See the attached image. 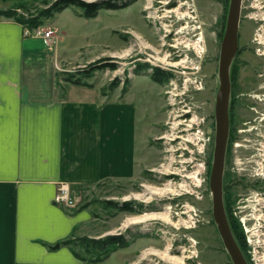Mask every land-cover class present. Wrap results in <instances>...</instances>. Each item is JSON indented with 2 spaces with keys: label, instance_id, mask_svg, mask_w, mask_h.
Here are the masks:
<instances>
[{
  "label": "rangeland",
  "instance_id": "obj_1",
  "mask_svg": "<svg viewBox=\"0 0 264 264\" xmlns=\"http://www.w3.org/2000/svg\"><path fill=\"white\" fill-rule=\"evenodd\" d=\"M16 1L0 3L11 5ZM52 1H21L23 5L16 11L28 17ZM229 2L132 0L125 7L101 8L89 19L81 15L79 7L69 6L62 10L55 25V14L38 25L52 29L55 35L58 31L62 35L59 46L70 61L77 60L58 70L57 80L73 76L87 84L103 83L105 89L111 90L110 82L117 79L114 88L119 86L122 91L126 81L140 78L134 94L150 108L152 122L160 121L150 143L156 155L151 170L143 171L134 180L108 179L94 186L71 187L75 200L71 210L89 213L87 225L71 238V247L86 263L122 264L129 258L128 264H174L152 253L157 250L183 256L185 264H233L213 219L209 188L215 144L214 107L220 85V43ZM249 12L252 17L246 15ZM262 16L264 0L241 1L238 50L229 69L228 117L232 115L236 125L243 118L245 97L256 99L253 95L264 93V53L257 52V48L264 51V43L255 40L256 29L264 24ZM104 57L110 58L105 62L112 63L113 69H96L88 77L77 74L90 62ZM154 68L172 77L161 84L154 83L150 76ZM160 88L164 101L161 111ZM226 174L224 164L223 201L229 225L232 223L243 235L244 243H239L248 263L264 264V191L257 194L258 189H254L244 196L240 186L234 187L229 209ZM166 184L172 192L159 195L147 191L149 187L163 189ZM246 197L248 200L241 201ZM125 201L142 203L144 208L137 210L134 203L133 211L123 210L120 205ZM160 212H169L172 223L156 218L129 221ZM108 235L123 236L126 245L96 248L78 239Z\"/></svg>",
  "mask_w": 264,
  "mask_h": 264
},
{
  "label": "crops",
  "instance_id": "obj_2",
  "mask_svg": "<svg viewBox=\"0 0 264 264\" xmlns=\"http://www.w3.org/2000/svg\"><path fill=\"white\" fill-rule=\"evenodd\" d=\"M21 1L28 0L11 5ZM11 5L0 3V10ZM61 38L57 31L46 46L0 17V264H88L61 242L87 225L89 213L56 204L57 185L134 180L156 156L150 143L160 121L152 122L134 94L140 78L125 92L57 80L58 70L77 61L59 46Z\"/></svg>",
  "mask_w": 264,
  "mask_h": 264
},
{
  "label": "water",
  "instance_id": "obj_3",
  "mask_svg": "<svg viewBox=\"0 0 264 264\" xmlns=\"http://www.w3.org/2000/svg\"><path fill=\"white\" fill-rule=\"evenodd\" d=\"M95 1V0H90ZM241 1L230 0L226 25L220 43L219 54V90L215 101V144L213 161L209 176V188L212 193V213L218 233L233 264H249L239 247L226 217L223 201V174L225 152L228 137V103L230 94V65L238 50ZM56 244L55 247H58Z\"/></svg>",
  "mask_w": 264,
  "mask_h": 264
},
{
  "label": "flooded vegetation",
  "instance_id": "obj_4",
  "mask_svg": "<svg viewBox=\"0 0 264 264\" xmlns=\"http://www.w3.org/2000/svg\"><path fill=\"white\" fill-rule=\"evenodd\" d=\"M253 97L256 99L245 97L240 125L235 124L232 115L228 117L225 165L229 209L233 203L234 187L240 186L244 196L250 190L258 189L257 194L264 191V93ZM240 199L248 200L247 197ZM131 206L134 207L133 202Z\"/></svg>",
  "mask_w": 264,
  "mask_h": 264
},
{
  "label": "trees",
  "instance_id": "obj_5",
  "mask_svg": "<svg viewBox=\"0 0 264 264\" xmlns=\"http://www.w3.org/2000/svg\"><path fill=\"white\" fill-rule=\"evenodd\" d=\"M131 1L132 0L121 3L120 0H95V1L53 0L50 4H48L45 8L40 10L37 14L30 15L28 17H25L23 14H20L16 11V7L23 5V2H17L15 6H13V8L0 10V17L3 16V17H8V18H13L16 22L21 23L23 26L36 27L38 25L43 24L44 18H49L53 16L55 13L60 12L69 6L79 7L82 11L81 15L89 19V18L95 17L99 9L101 8H107V9L121 8V7H125L129 5ZM109 59H110L109 57H104V58H99L93 62H90L88 65H86V67H84L81 70H78L77 74L82 75L83 77H88L90 73L96 69H101L103 67H110L111 69H113L114 66L112 63L105 62ZM150 76L153 81L161 84L167 81L168 79H170L172 77V74H170L169 72H165L161 70L160 68H154ZM65 81L71 82L74 84L88 85L87 83L82 82L80 79H74L73 76L66 77ZM117 83H118L117 79L112 80L108 88L109 89L114 88L115 86H117ZM128 83L129 82L126 81V85L122 88V92H125L127 90ZM134 203L137 205L135 209L142 211V208H144L142 203L133 202V204ZM131 204H132V201H125L120 206H122L121 209L123 210L133 211L134 207H132ZM230 227H231L232 233L239 247L241 248L239 240L243 241L244 243L243 235L236 232L237 229L236 227H234L232 223H230ZM78 239L81 241H87L88 243H92L93 246H96V248H103L107 244H117L119 247H123L126 245V241L124 237L121 235H110V236L108 235V236H105L104 238H98V239L79 237ZM61 243L65 245H71L72 239L68 238L62 241ZM75 254L79 255L76 251H75Z\"/></svg>",
  "mask_w": 264,
  "mask_h": 264
},
{
  "label": "built area",
  "instance_id": "obj_6",
  "mask_svg": "<svg viewBox=\"0 0 264 264\" xmlns=\"http://www.w3.org/2000/svg\"><path fill=\"white\" fill-rule=\"evenodd\" d=\"M246 15L248 17H252V13L250 12ZM261 19H264V16H262ZM24 35L38 37L46 46H51L56 42V35L54 34V31L50 28H44L42 26L24 27ZM255 40L260 44L264 43V24H261L256 29ZM257 52L258 54L264 53V51H262L260 48H257ZM72 194L73 192L71 186L67 182H60L56 187L53 200L56 204L71 208L75 205V200Z\"/></svg>",
  "mask_w": 264,
  "mask_h": 264
},
{
  "label": "bare ground",
  "instance_id": "obj_7",
  "mask_svg": "<svg viewBox=\"0 0 264 264\" xmlns=\"http://www.w3.org/2000/svg\"><path fill=\"white\" fill-rule=\"evenodd\" d=\"M147 191H149L150 194H159V195H162V194L167 193V192H172V190L170 189V185H168V184H166L163 189L162 188L159 189V188L149 187ZM136 196H138V195H136ZM168 213L169 212H167V213L166 212L148 213V214H144V215L139 216V217L131 218L129 221L131 223L132 222L137 223V222H144L148 219L156 218V219H161V220H165L166 222L172 223L171 219L169 218ZM152 253L161 254L164 258H166L171 263L185 264L183 256H173V255H170L168 253V251L161 252V251H157V250H152Z\"/></svg>",
  "mask_w": 264,
  "mask_h": 264
}]
</instances>
